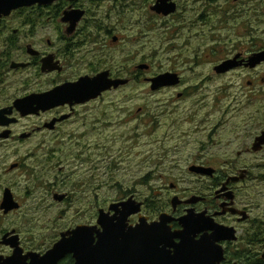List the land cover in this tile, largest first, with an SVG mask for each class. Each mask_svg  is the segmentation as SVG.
I'll return each instance as SVG.
<instances>
[{
    "label": "flooded vegetation",
    "instance_id": "af4514ba",
    "mask_svg": "<svg viewBox=\"0 0 264 264\" xmlns=\"http://www.w3.org/2000/svg\"><path fill=\"white\" fill-rule=\"evenodd\" d=\"M161 1L165 0H58L48 5L22 7L10 16L2 18L0 20V102L6 73L25 74L34 70L33 75L26 76L22 83V88L27 90L26 93L17 96L16 99L32 93L48 92L67 83H76L84 77L95 78L103 72H108L110 79H127L128 83L117 88L113 87L88 101L66 102L26 117H22L15 110L12 117L18 118V122L12 124L14 126L19 124L20 118L43 117V121L31 131H23L21 134L13 133L12 128H9L11 125L8 127L12 131L10 137L0 136V142L13 139L24 143L33 140L39 133H44L39 143L34 146V152H45L48 155L49 170L54 171L59 166L61 171L64 141L71 139L75 133L72 131L63 134L62 129L69 122L78 117L85 119L91 115V105L99 102L108 93L127 88L134 83L139 86L144 85L145 88L149 86L151 89V83L148 81L154 77L149 76L151 65L143 57L140 60L133 59V54H141V49L133 52L132 43L133 40L146 38L149 31L157 29L158 36L164 42L168 41L171 49L178 50L174 57V65L187 62L195 65L209 63L211 74L207 75L206 80L221 79L218 87L221 106L217 104V108L220 107L222 110L219 123L215 124V127L206 129L205 127L210 123L209 118L206 117L192 129L193 134H198L200 140L213 142L219 131L224 129V132H228L229 126L243 134L252 133L254 128H260L255 133L252 143L237 152L238 158L252 157L257 161L243 164L217 155L211 160L199 154L198 160L189 166V171L197 179L207 182L200 191L189 197H181L178 193V184L171 182L170 188L173 193L172 196L168 194L166 198L164 197L165 200L160 199L164 194L162 192L156 194L155 190L153 196H146L143 201L136 194L127 192L113 203L123 202L131 197L142 203V213L129 218L131 225L139 223L140 215L151 223L158 220L162 213H168L173 217L169 222L173 231L182 229L178 219L186 215L189 209L195 214L205 213L203 218L207 219L208 223L214 222L233 230L231 238L216 242L223 249V258L219 264H264V204L261 200V195L264 194L259 190L261 170L264 169L262 162L264 160H260L259 156L264 153V144L258 150L254 149L256 139L264 132V61L253 64L256 55L264 51V27H262L264 6H261V0H167L168 4H173L174 11L165 14L155 8ZM125 10L139 13L140 37L138 34L133 36L131 33L133 28L128 22L114 20L116 12ZM31 11L46 22L33 20L32 14L26 15L15 27L12 23L6 22L13 14ZM74 11L83 13L76 22L68 18L69 15L75 14ZM40 25H44L52 36L44 39L35 38L34 35ZM45 58L49 59L47 71L42 69ZM229 61L232 64L226 70L221 72L217 70V67ZM14 62L24 66L12 67ZM143 64L149 65V68L141 69L140 65ZM166 72L178 74L180 81L176 85L159 89V92L174 90L178 99H185L203 88L202 85H186L187 79L176 66L160 74ZM35 86L40 87L34 89ZM14 101L7 106L1 104L0 109L12 106ZM203 101L201 99L196 106H201ZM173 102L175 101L171 103ZM138 111H142V108ZM212 114V111L208 110L207 116ZM238 118L240 120H237ZM53 121L55 123L50 127L49 124ZM24 133H30V136L21 138ZM203 148L206 149L205 146ZM17 164L18 166L11 171L25 166L23 162ZM192 166L211 169L213 172L210 174L191 171ZM59 174L54 176L51 183H47V187L53 195L54 203L67 208L59 211L44 234L23 235L14 228L11 231L15 232L6 238L9 241L11 236L18 235L15 243L21 249V256L26 264L31 263L33 255L40 257L45 255L62 239L64 233L79 225L100 228L99 196L93 191L94 188L92 191L84 190L86 184L73 185L76 187H73L74 190L82 187V195L77 196V199H80L78 200L80 206L77 210L73 209L69 224L61 223L68 216L70 206L74 205L75 192L70 190L65 194L58 193L62 180ZM251 183L255 188L253 193L247 190V186ZM62 195L65 197L61 199ZM176 196L182 203L174 208L172 200ZM192 197L200 199L190 204L184 202ZM15 200L19 203V208L8 214L0 209L3 215L21 212L23 202L17 197ZM166 202L169 205L166 206ZM156 204H160L155 211V213L160 212L157 216L144 214V209ZM11 231H6L0 237V256L4 259L12 256L16 249L10 241L3 242L4 235ZM212 233L211 228L196 230L194 241ZM98 239L96 233L95 242ZM174 242H179V239L176 238ZM75 263L74 254L68 253L57 264Z\"/></svg>",
    "mask_w": 264,
    "mask_h": 264
},
{
    "label": "rangeland",
    "instance_id": "374dc122",
    "mask_svg": "<svg viewBox=\"0 0 264 264\" xmlns=\"http://www.w3.org/2000/svg\"><path fill=\"white\" fill-rule=\"evenodd\" d=\"M261 6H264V0H261ZM28 14H32L35 21L46 22L32 11L13 14L6 22L12 23L14 27L18 26ZM114 16L115 21L128 22L133 28V36L138 34L140 37L139 13L125 10L116 12ZM262 22L264 23L263 17ZM49 36L52 34H49L44 25H40L34 35L38 39ZM138 49H141V54H133V59H146L151 65L149 76L176 66L187 79L186 85H202L203 88L185 99H178L174 90L153 92L149 86L145 88L144 85L135 83L106 94L99 102L91 105V115L85 119L78 117L62 129L63 134L72 131L75 133L71 139L64 141L61 171L59 166L50 171L48 155L43 151L34 152V146L44 133H39L36 138L24 143L13 139L0 142V203L5 188H10L15 197L23 202V208L17 214L6 216L0 211V237L14 228L23 235L47 232V226L53 223L52 220L56 219L59 211L67 208L54 203L53 195L47 187V183H51L59 173L62 180L58 193L65 194L70 190L75 192L74 205L70 206L68 216L61 222L69 224L73 209L77 210L80 206L77 196L82 195V187L74 190L76 187L73 185L86 184L83 189L90 191L94 188L93 191L99 196L100 207L108 210L111 203L127 192L136 194L142 201L146 196L162 192L164 195L160 199L165 200L164 197L168 194L172 196L171 182L178 184L181 197H189L200 191L207 182L197 179L189 171V166L198 160L199 154L211 160L217 155L243 164L257 161L252 157L238 158L237 152L252 143L260 128L243 134L229 126L228 132L221 129L213 142L200 140L198 134L192 132L202 119L209 118L210 123L205 127L208 129L215 127L222 116L221 108H217V104L221 106L218 93L221 79L206 80L207 75L211 74L209 63L195 65L187 62L174 65L178 50L171 49L169 42H164L158 36L157 29L149 31L146 38L133 40L132 51L137 52ZM33 73L34 70L25 74L6 73L0 106H7L17 96L24 95L27 91L22 88L24 78ZM39 87L35 86L34 89ZM201 99L204 100L203 104L196 106ZM173 100L175 102L171 103ZM139 108L142 111H138ZM208 110L212 111L211 116H207ZM20 120L19 124L9 127L15 134L31 131L42 123L43 117ZM5 129L0 126V134ZM259 157L264 160V153ZM17 162H23L25 166L11 171V165ZM247 187L249 193L254 192L252 183ZM259 190L264 194V169L261 170ZM261 200L264 204L263 195ZM152 206L143 212L155 217L160 212L155 213Z\"/></svg>",
    "mask_w": 264,
    "mask_h": 264
},
{
    "label": "water",
    "instance_id": "95a60500",
    "mask_svg": "<svg viewBox=\"0 0 264 264\" xmlns=\"http://www.w3.org/2000/svg\"><path fill=\"white\" fill-rule=\"evenodd\" d=\"M58 0H0V20L10 16L15 10L22 7L48 5ZM166 1V2H165ZM156 5L158 11L170 14L174 11L173 4H168L167 0ZM74 15L68 18L73 22L82 17V11H74ZM264 61V51L257 54L253 64ZM232 64L231 61L217 67L219 72L226 70ZM24 66V64L13 63L12 67ZM49 59L43 60V71H47ZM141 69H148L149 65H140ZM148 81L151 89L158 91L166 86H173L179 83L178 74L166 72L154 76ZM127 79H110L108 72H103L95 78L84 77L76 83H67L58 86L51 91L44 93H32L24 97L17 98L10 107L0 109V126L6 129L2 134L3 138H9L12 131L8 128L18 122V118L12 117L16 110L22 117L46 111L53 106L65 104L66 102H85L100 96L103 92L113 87L127 84ZM65 118V117H64ZM63 119V118H62ZM61 119V120H62ZM55 121L49 124L53 127ZM30 133H24L21 138H27ZM264 144V132L256 139L254 149L258 150ZM18 166L13 163L10 169ZM191 171L201 173H212L213 170L203 167L190 168ZM65 195L60 196L64 198ZM199 197H192L186 201L187 204L196 202ZM174 208L182 201L176 196L172 200ZM19 203L15 200L14 193L10 188H5L3 192L0 209L5 214L19 208ZM142 213V203L133 197L119 203H112L108 210L101 208L98 226L79 225L63 234L62 239L42 257L33 255L29 264H57L66 254L72 253L76 258L75 264H219L223 258V249L216 244L217 241L231 238L233 230L224 228L217 224L208 223L203 218L205 213L195 214L192 209L178 220L182 225L179 231H173L169 225L172 216L162 213L158 220L151 223L146 217L140 215L137 225L129 224L132 215ZM213 231L210 236H202L200 240L194 241L196 230L209 229ZM15 231L7 232L3 237V242L12 243L16 246L14 254L3 258L0 256V264H26L21 256V249L17 247L15 240L18 235L11 236ZM99 239L95 242V234ZM178 238L179 242H174Z\"/></svg>",
    "mask_w": 264,
    "mask_h": 264
},
{
    "label": "trees",
    "instance_id": "16d2710c",
    "mask_svg": "<svg viewBox=\"0 0 264 264\" xmlns=\"http://www.w3.org/2000/svg\"><path fill=\"white\" fill-rule=\"evenodd\" d=\"M152 207H153V210H154V211H157V209H158L160 206H155V205H153Z\"/></svg>",
    "mask_w": 264,
    "mask_h": 264
}]
</instances>
